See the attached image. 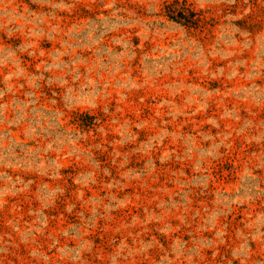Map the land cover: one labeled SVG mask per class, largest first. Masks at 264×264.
Segmentation results:
<instances>
[{
    "label": "rangeland",
    "instance_id": "1",
    "mask_svg": "<svg viewBox=\"0 0 264 264\" xmlns=\"http://www.w3.org/2000/svg\"><path fill=\"white\" fill-rule=\"evenodd\" d=\"M0 0V264H264V0Z\"/></svg>",
    "mask_w": 264,
    "mask_h": 264
},
{
    "label": "trees",
    "instance_id": "2",
    "mask_svg": "<svg viewBox=\"0 0 264 264\" xmlns=\"http://www.w3.org/2000/svg\"><path fill=\"white\" fill-rule=\"evenodd\" d=\"M165 17L177 24L188 28H197L202 23L199 13L194 11L187 0H170L165 3Z\"/></svg>",
    "mask_w": 264,
    "mask_h": 264
}]
</instances>
